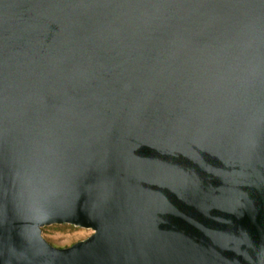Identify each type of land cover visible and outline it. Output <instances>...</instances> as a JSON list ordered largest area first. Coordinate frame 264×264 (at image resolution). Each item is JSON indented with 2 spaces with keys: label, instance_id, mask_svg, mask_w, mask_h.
I'll use <instances>...</instances> for the list:
<instances>
[{
  "label": "water",
  "instance_id": "obj_1",
  "mask_svg": "<svg viewBox=\"0 0 264 264\" xmlns=\"http://www.w3.org/2000/svg\"><path fill=\"white\" fill-rule=\"evenodd\" d=\"M0 264H264V0H0Z\"/></svg>",
  "mask_w": 264,
  "mask_h": 264
},
{
  "label": "rangeland",
  "instance_id": "obj_2",
  "mask_svg": "<svg viewBox=\"0 0 264 264\" xmlns=\"http://www.w3.org/2000/svg\"><path fill=\"white\" fill-rule=\"evenodd\" d=\"M94 234L92 230L74 228L69 225L44 229V237L57 248H68Z\"/></svg>",
  "mask_w": 264,
  "mask_h": 264
},
{
  "label": "trees",
  "instance_id": "obj_3",
  "mask_svg": "<svg viewBox=\"0 0 264 264\" xmlns=\"http://www.w3.org/2000/svg\"><path fill=\"white\" fill-rule=\"evenodd\" d=\"M66 225V224H65ZM59 227V225H54V226H52V227H49V228H53V227ZM63 226V225H62ZM69 226H72V225H69ZM72 227H74V226H72ZM74 228H77V227H74Z\"/></svg>",
  "mask_w": 264,
  "mask_h": 264
}]
</instances>
